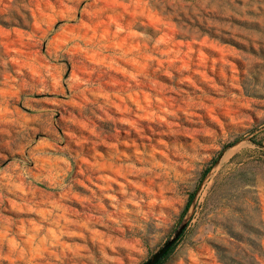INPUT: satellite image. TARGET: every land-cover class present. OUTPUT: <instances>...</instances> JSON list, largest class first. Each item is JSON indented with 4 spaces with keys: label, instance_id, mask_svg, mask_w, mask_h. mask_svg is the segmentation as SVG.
<instances>
[{
    "label": "rangeland",
    "instance_id": "obj_1",
    "mask_svg": "<svg viewBox=\"0 0 264 264\" xmlns=\"http://www.w3.org/2000/svg\"><path fill=\"white\" fill-rule=\"evenodd\" d=\"M264 264V0H0V264Z\"/></svg>",
    "mask_w": 264,
    "mask_h": 264
},
{
    "label": "trees",
    "instance_id": "obj_2",
    "mask_svg": "<svg viewBox=\"0 0 264 264\" xmlns=\"http://www.w3.org/2000/svg\"><path fill=\"white\" fill-rule=\"evenodd\" d=\"M174 246H172L170 248V250H168V252L164 255V257H162V259H160L156 264H162L163 260L165 259L166 256H168V254L173 250Z\"/></svg>",
    "mask_w": 264,
    "mask_h": 264
}]
</instances>
